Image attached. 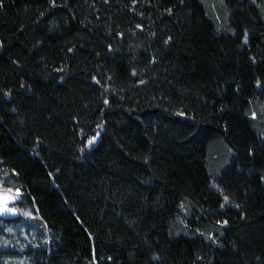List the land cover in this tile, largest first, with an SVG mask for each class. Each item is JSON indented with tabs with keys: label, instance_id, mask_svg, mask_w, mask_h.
Segmentation results:
<instances>
[{
	"label": "trees",
	"instance_id": "1",
	"mask_svg": "<svg viewBox=\"0 0 264 264\" xmlns=\"http://www.w3.org/2000/svg\"><path fill=\"white\" fill-rule=\"evenodd\" d=\"M0 189V264H264V0H0Z\"/></svg>",
	"mask_w": 264,
	"mask_h": 264
},
{
	"label": "rangeland",
	"instance_id": "2",
	"mask_svg": "<svg viewBox=\"0 0 264 264\" xmlns=\"http://www.w3.org/2000/svg\"><path fill=\"white\" fill-rule=\"evenodd\" d=\"M0 194H7V195H12V196H15L16 198L14 199V200H12L10 203H8V207L9 208H12V209H15V210H17V213L16 214H22L23 213V215H24V217H26V218H30V215H25V213H28L27 211H23L22 210V208H18V206L16 205V201L19 199V191H17V190H9V189H0ZM5 216L6 217H11V216H13L12 215V213L11 212H7L6 214H5ZM9 229H10V231H9ZM4 233L2 234L3 236L2 237H0V239L2 240L1 241V244L3 245V246H7V247H12V248H14V250H17V246H15L14 245V243H17L18 241V239L16 240V238H17V236H15V233H14V231L12 230V228H9V227H4ZM10 237L11 239H14V240H11V242L10 241H8V240H6V238L7 237ZM8 239V238H7ZM10 240V239H9ZM17 241V242H16Z\"/></svg>",
	"mask_w": 264,
	"mask_h": 264
},
{
	"label": "snow or ice",
	"instance_id": "3",
	"mask_svg": "<svg viewBox=\"0 0 264 264\" xmlns=\"http://www.w3.org/2000/svg\"><path fill=\"white\" fill-rule=\"evenodd\" d=\"M106 103H107V101H106ZM94 140H95V137H93L92 140L89 141V144L93 143ZM15 198L16 197L15 196H12V195H3V198L0 199V211L14 213L16 210L7 207V205H8V203H10ZM25 215H30V213H25ZM9 231H10V229H9Z\"/></svg>",
	"mask_w": 264,
	"mask_h": 264
},
{
	"label": "water",
	"instance_id": "4",
	"mask_svg": "<svg viewBox=\"0 0 264 264\" xmlns=\"http://www.w3.org/2000/svg\"><path fill=\"white\" fill-rule=\"evenodd\" d=\"M3 195H7V194H0V199L3 198ZM7 207H8V206H7ZM4 213H5V212L0 211V217H3V216H4ZM15 215H16V213H15Z\"/></svg>",
	"mask_w": 264,
	"mask_h": 264
},
{
	"label": "flooded vegetation",
	"instance_id": "5",
	"mask_svg": "<svg viewBox=\"0 0 264 264\" xmlns=\"http://www.w3.org/2000/svg\"><path fill=\"white\" fill-rule=\"evenodd\" d=\"M6 213H7V212L4 213V216H3V217H6V216H5Z\"/></svg>",
	"mask_w": 264,
	"mask_h": 264
}]
</instances>
